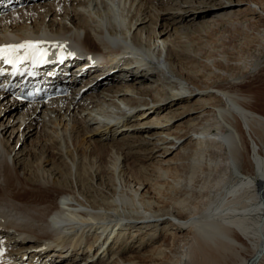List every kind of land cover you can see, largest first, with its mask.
Wrapping results in <instances>:
<instances>
[{
  "label": "bare ground",
  "instance_id": "1",
  "mask_svg": "<svg viewBox=\"0 0 264 264\" xmlns=\"http://www.w3.org/2000/svg\"><path fill=\"white\" fill-rule=\"evenodd\" d=\"M162 1L48 0L0 16V43L6 46L48 39L77 52H97L106 62L102 70L95 71L104 76L96 78L95 84H87L91 82L89 77L83 78V86L68 83L71 85L67 95L48 105L19 104L0 92V235L9 236L11 249H15V257L11 253L9 261L6 254L4 264H25L26 260H38L42 255L48 257L49 264L67 258L76 262L84 255L87 257L83 261L88 264H264V148L254 138L255 130L264 138V128L256 127L264 125V117L250 109L257 105L259 93L241 88L255 71H264V3L245 2L246 15L259 18L240 25L244 50L210 54L204 73L197 76L195 70L184 66L178 70L176 62L180 54L198 59L200 53L191 54L187 43L178 47L161 39L172 28L162 23L165 9L155 4ZM81 5L86 9H80ZM93 18L96 19L92 22ZM145 23L151 25L152 31L143 37ZM94 46L104 48L98 50ZM21 50L24 49L18 51ZM129 51L136 56L133 62L127 61L133 65L119 64L117 56ZM149 62L156 68L152 94L138 95L142 100L135 102L131 98V103L125 96L131 91L135 96L140 89L120 87L125 81L121 69L131 67V76L147 78ZM86 63H79L76 68ZM66 70L70 71L68 65L62 71ZM190 74L195 81L189 79ZM181 98L182 102L161 112L160 108H153V115L142 123V130L155 126L161 129L159 133L136 135L127 131L128 124L123 120L150 100L163 103L173 99L168 105ZM74 107L79 110L78 115L70 113ZM188 112L194 115L185 122L177 121ZM75 116L88 126L95 123L102 128L100 136L114 139L124 132L129 134L125 135L128 141L125 145L138 146L131 153H137L140 159L158 157V164L163 166L158 168L162 184L168 182L172 187L169 194L174 197L169 203L153 198L161 186L159 182L153 184L151 194L146 193V183L130 179L125 172L127 166L121 162L122 152L114 153L116 160L112 167H101L99 163L87 167L85 159H74V164L76 138L73 150L59 139L49 148L50 153L59 148L60 153L70 157L72 167L51 172L45 167L18 170L11 149L3 146L9 128L17 124L20 137L32 129L36 119L45 120L44 130L48 131L57 124V118L71 123ZM191 119L194 122L185 125ZM173 123L174 130L169 128ZM99 128L91 127L84 134ZM10 131L12 134L15 129ZM173 152L178 157L192 155L193 168L184 178H167L169 167L164 165L175 168L179 163L168 158ZM62 170L69 172L63 176ZM90 178L99 182L96 187L89 183ZM38 225L55 229L52 232L55 237L37 232L33 227ZM130 228H138L134 234L147 239L153 231L157 236L168 231L172 237L169 241L162 240L156 253L126 258L111 254L107 258L115 246L126 240ZM85 242L89 243L87 248L82 246ZM25 243L39 251L25 250L22 248ZM60 255L61 260H51Z\"/></svg>",
  "mask_w": 264,
  "mask_h": 264
},
{
  "label": "rangeland",
  "instance_id": "2",
  "mask_svg": "<svg viewBox=\"0 0 264 264\" xmlns=\"http://www.w3.org/2000/svg\"><path fill=\"white\" fill-rule=\"evenodd\" d=\"M247 1L248 0H168V1L163 0L161 4H159L160 2L158 3L155 2L156 6L159 9H165V11L163 12L164 19L162 20V23H168L170 24V27H172L171 29L169 28L170 30L167 34L162 35L161 39L169 42V44L172 45L175 44V46L178 47L187 43L189 47V52L191 54L200 53V58L198 59L192 57L189 54H180V56H178V62H176L177 69L179 70L180 67L184 66L195 70L197 76H200L201 74L204 73L205 70L204 66H207L205 60L206 58L210 57V54L212 55L216 54L218 51L221 50H227L229 52L236 51V53L240 51V49L244 50L246 44L243 43L244 38L242 37L243 33L241 31V26L244 24V22L248 21V19L252 20L253 22H256V20L259 18V16L257 15L256 16L253 15L255 18L251 17L250 15H246L245 8L247 6V3L245 2ZM249 2L264 3V0H249ZM79 7L80 9H86L83 5ZM86 13L88 15L87 11ZM95 19L96 18H93L92 22ZM145 26H146L145 27L146 33L142 34L143 37L146 34H150L152 31V27L150 24L145 23ZM84 43L86 45L91 46L86 42ZM94 48L97 47L94 46ZM100 48H104V47L100 46L97 49L100 50ZM145 62H147L148 64V61ZM262 67H263L262 69H264V65ZM130 68L131 67L128 66L122 67L121 71L124 73L123 76L125 75V81L123 84H121L120 87L125 89H129L130 87L134 89H140V93L137 95L135 94V96H133L132 91L131 94L125 96V98H129L128 100L131 101L132 103L131 98H133L135 102L138 100H142L138 98L139 97L138 95L151 96L150 93L152 94L154 88V79L156 78V68L152 63L150 64L149 62L148 69L150 72L148 73V77L140 78V79L131 76ZM92 79L94 80L95 77ZM189 79L190 80L192 79L191 81L196 80L195 77L192 76L191 74L189 75ZM247 79L248 80H246L241 87L242 90L248 91L250 93H255V92L259 93L257 105L250 106V109L264 117V71L263 70L255 71ZM93 83L94 84L96 83V79L94 80ZM84 93L82 94L81 97L84 96ZM80 98H78L77 100H79ZM173 99H170L163 103H155V102H151L150 100V102L147 105H145L144 107H140V109H137V113L132 112V114L128 117V119H126L127 121L123 120L124 123L128 124L127 131L134 133L136 135L144 134L146 132L159 133V131H161L159 127L153 126L152 129L144 131L142 130L141 125L142 123H145L153 115L151 113V111L155 110L153 108H160L159 110L161 112L167 108H171V106H174L175 104H178L179 102H182L181 100H183L181 98L176 103H171L166 105ZM191 103L192 101L188 102V104ZM146 109H149L150 111H145ZM72 110L73 112H71ZM141 111H143V113ZM70 113L78 115L79 110L74 107L73 109H70ZM192 115H194V112H188L185 115H183L184 118L182 120L181 117H179L177 121L180 120L179 122H185V120ZM76 116L75 119L74 117H72L73 121L71 120V123H67V121L64 119L63 121L62 118L61 119L57 118L55 120V124L56 121L57 124L54 127L50 128L48 131L44 130L45 120L40 122L39 120L36 119V121L32 125V129L22 134L23 136L20 135V137H19V133L21 129L18 131L15 128L17 124L13 126L11 129L9 128L10 130L15 129V131L14 133L11 134L10 133L11 131L8 129V131L5 133L3 146L5 144L4 148H6L9 151L11 149V156L15 158L16 167L18 168V170L21 171V168H26V167H30L31 169L33 168L34 170H37L39 167H45L51 172L55 168H59L61 170L62 167H72L71 166L72 163H70V157L66 156L65 153H60L59 148L55 149L53 152L50 153L49 148L51 146H54L55 143L60 141L62 144L68 143L69 148L73 150L74 147L72 144L73 138H76L78 140V149L73 154L74 156L72 161L74 162V164H75L74 159H78V160L85 159L84 162L88 164L87 167L88 166L96 167L98 163L99 165H101V167H112L113 162H115L116 160L114 153H117L119 155L122 152V157L124 156V158H122V161L120 159V161L125 163V167L127 166L125 172L130 176V179H132L133 182L136 183L137 181L146 183V187H145L147 190L146 193H151V194H152L151 190L153 189L152 187L156 185L157 182H159L158 184L159 186L161 184V186L160 188H157V191L156 193H154L153 198L161 203L163 202L164 203L166 202L165 204L169 203V201L174 197L172 194H169L171 192L172 187L168 182H167L168 186L162 184L163 180L161 179L162 176L160 175V173H158L159 171L158 168L163 166H160L158 164V157H152L151 159H144V158L140 159V156H138L137 153H131L132 151L135 152L136 150H138V146L135 145L133 147H130L129 145L128 146L125 145V143L128 142L126 141L125 137L126 136L129 137L128 136L129 134L124 132L120 135H117V137L114 139H109L106 136L105 137L100 136V133H102V128L97 127L98 125H96L95 123L90 124L91 126H88L86 125L87 123L82 122L80 118ZM119 120L121 121L122 118H120ZM190 122H194L193 119L189 120V122L185 123V125H189ZM174 123L169 126V128H172V130L176 128V125ZM120 124L122 123H119V125ZM91 127L99 128L98 129L99 132L95 130V131H90L89 132L90 134L88 133V135L84 134V131ZM256 127L264 128V125H258ZM77 128H79L80 131H77ZM64 129H66L68 132L66 130L62 132ZM162 129H165V127H163ZM67 134L69 138H67L66 136ZM254 138L258 139L256 143L260 146V148L261 147L264 148V138L260 135L259 130H255ZM185 143L186 141L183 142L181 146L184 147ZM111 148H113L112 151ZM249 150L247 146V152H250ZM124 154H129V156L127 157ZM191 156L192 155H190L189 158H187L186 155L181 154L180 157H178L175 156V152L170 154L168 158L172 160L174 158L179 163L176 164L175 168L172 165L170 166L164 165V168L169 167L167 170V175L169 177L167 178L168 179L170 178V180L175 178L181 179L184 178L188 173H190V170L193 168V164L191 163L190 160ZM61 172L63 176H66V174L69 171L62 170ZM89 183L96 187L97 183L99 182L96 180H94L93 182L90 178ZM130 222L141 223L142 221L130 220ZM33 228L37 232H45L50 236L55 237L52 235V232H56L55 229L49 228L44 225L41 226L38 225ZM137 230L138 228L137 229L130 228L129 236L127 235V237L125 238L126 240L122 242L121 245L119 244L115 246L112 249V251L107 254L106 257L108 258L111 254H115L120 258H126L130 255H142L149 252L156 253V249L160 244V242L162 240L169 241L170 238L172 237V233L168 231H161L160 236H157L156 231H153L152 235L147 239V237L145 238L144 236L142 237L136 236L134 232L137 233ZM146 231H143V233ZM31 235L37 241L35 235L33 234ZM1 236L8 238L7 242L10 243L9 236L2 234L0 235V238ZM88 244L89 243L85 242L83 243L82 246L84 248H87ZM9 245L11 247V243ZM30 247L31 246L28 244L22 246V248H25V250H30ZM62 257L63 256L60 255L58 257H55L54 259L59 258V260H61ZM86 257L87 256L84 255L83 257L76 259V262H74L75 260L74 258L62 259L61 261L55 264H59V263L68 264L69 262H73L71 264H88L89 262L85 263V261H83Z\"/></svg>",
  "mask_w": 264,
  "mask_h": 264
},
{
  "label": "snow or ice",
  "instance_id": "3",
  "mask_svg": "<svg viewBox=\"0 0 264 264\" xmlns=\"http://www.w3.org/2000/svg\"><path fill=\"white\" fill-rule=\"evenodd\" d=\"M19 49H26L25 55L6 58L5 63L14 64L27 59H33L35 62H43L44 57L47 55L46 51H42L39 48V42H25L19 45H9L6 47H0V58L9 56V53H16Z\"/></svg>",
  "mask_w": 264,
  "mask_h": 264
}]
</instances>
